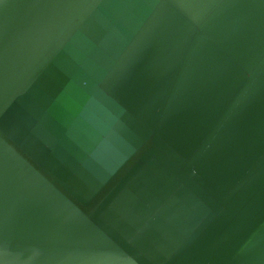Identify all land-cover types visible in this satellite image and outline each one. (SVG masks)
Masks as SVG:
<instances>
[{"label":"water","instance_id":"1","mask_svg":"<svg viewBox=\"0 0 264 264\" xmlns=\"http://www.w3.org/2000/svg\"><path fill=\"white\" fill-rule=\"evenodd\" d=\"M0 264H264V0H0Z\"/></svg>","mask_w":264,"mask_h":264}]
</instances>
